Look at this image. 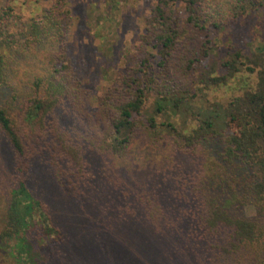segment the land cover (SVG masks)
Segmentation results:
<instances>
[{
  "label": "trees",
  "instance_id": "1",
  "mask_svg": "<svg viewBox=\"0 0 264 264\" xmlns=\"http://www.w3.org/2000/svg\"><path fill=\"white\" fill-rule=\"evenodd\" d=\"M32 1L0 5V138L15 154L10 179L0 180V261L40 264L44 252L45 264L73 263L76 225L29 185L40 159L71 202L95 201L110 234L127 225L145 262L152 254L136 231L148 228L217 260L264 264V15L248 21L264 0H156L134 55L140 65L102 95L84 87L65 48L42 49L62 41L79 6L55 0L24 19ZM248 29L252 51L238 38ZM22 60L39 66L18 93L11 81ZM224 89L240 95L213 96ZM143 145L163 156L133 185L120 161ZM103 248L111 259L114 245Z\"/></svg>",
  "mask_w": 264,
  "mask_h": 264
},
{
  "label": "rangeland",
  "instance_id": "2",
  "mask_svg": "<svg viewBox=\"0 0 264 264\" xmlns=\"http://www.w3.org/2000/svg\"><path fill=\"white\" fill-rule=\"evenodd\" d=\"M23 0H16L18 5H21ZM70 2V0H67ZM69 6L77 4L80 8L81 16H74L69 26L65 27L64 38L57 43H47L42 49L49 52H57L61 48H65L71 59V65L78 75V78L84 83V87L91 90L93 95H102L103 91L115 83L119 78L120 73L128 72L134 63L140 65L134 58L137 52V45L140 35L145 32L144 20L150 15L152 8L156 4V0H71ZM111 5L108 8L107 2ZM9 3L10 0H0V5ZM118 2V3H117ZM120 2V3H119ZM55 0H33L30 8H21L24 19L30 17L31 12L44 11L47 8L54 6ZM264 8L260 12L250 15L248 21L254 24L255 17H263ZM225 20V19H224ZM263 29L264 25L262 24ZM234 30L239 28L234 26ZM247 28V27H246ZM245 28V29H246ZM244 29V30H245ZM185 36L189 37L192 29H186ZM253 31V29H251ZM251 30L238 33V38L246 43L248 51H252L249 43V34ZM260 35V34H257ZM190 43L193 38H187ZM184 47H182V50ZM107 51V52H106ZM109 55L105 56V53ZM155 53V51H153ZM101 53V54H99ZM156 54L158 51H156ZM159 56V55H157ZM141 57V56H140ZM158 58L157 61H159ZM176 59H173V63ZM37 62L26 63L24 60L16 63V70L12 77L11 86L17 88L18 93L23 91L26 82H30L33 72L38 70ZM12 90H4L2 93L3 100L12 99ZM238 96L240 93L221 90L213 93V96L223 101H229L233 96ZM22 100L17 104L21 106ZM161 151L155 152L148 149L145 145L135 148L133 153L120 161L123 175L126 179L133 180V185L146 182L144 179L138 180L146 174L142 168L144 165H153L162 160ZM12 161H15V154L11 150L5 139L0 138V180L6 181L4 177L9 178V173L14 171V168H9ZM43 162H37L35 169L31 172L29 178L30 188L34 191L37 199L43 200L59 211L60 217L65 224L76 225L77 238L76 250L74 255L70 257L75 264L79 260L80 264H237L231 257H225L220 260L207 256L208 254L194 245L182 241L184 238H159L148 228L138 230V242L145 243L146 251L152 254L151 261H143L139 253L134 251L137 249V244L133 239V234L124 235L123 228L113 235L107 231L108 223L103 222L102 217H98V213L93 206L95 201L90 204H78L71 202V197L58 184L54 174ZM10 179V178H9ZM132 186V184H131ZM6 184L0 182V196L4 195ZM246 216L254 217L256 210L251 206L243 208ZM115 220L108 219V222ZM141 222H135L133 225H138ZM129 225V224H128ZM92 232L93 234L91 235ZM127 235L131 236L127 238ZM105 245H114L113 254L110 258L105 255L108 251L103 248ZM117 250V251H116ZM91 254H90V253ZM133 254V255H132ZM127 256V259H126ZM41 263L47 260L45 253H39ZM42 259V260H41ZM0 264H7L0 261ZM77 264V263H76Z\"/></svg>",
  "mask_w": 264,
  "mask_h": 264
}]
</instances>
